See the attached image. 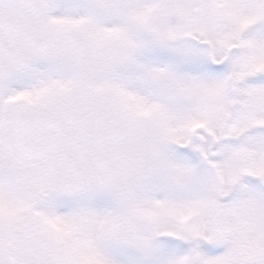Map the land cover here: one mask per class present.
I'll return each instance as SVG.
<instances>
[{"label":"snow or ice","instance_id":"snow-or-ice-1","mask_svg":"<svg viewBox=\"0 0 264 264\" xmlns=\"http://www.w3.org/2000/svg\"><path fill=\"white\" fill-rule=\"evenodd\" d=\"M0 264H264V0H0Z\"/></svg>","mask_w":264,"mask_h":264}]
</instances>
